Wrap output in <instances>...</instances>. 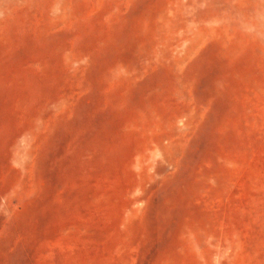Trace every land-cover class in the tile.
I'll list each match as a JSON object with an SVG mask.
<instances>
[{
	"label": "rangeland",
	"instance_id": "obj_1",
	"mask_svg": "<svg viewBox=\"0 0 264 264\" xmlns=\"http://www.w3.org/2000/svg\"><path fill=\"white\" fill-rule=\"evenodd\" d=\"M0 264H264V0H0Z\"/></svg>",
	"mask_w": 264,
	"mask_h": 264
}]
</instances>
